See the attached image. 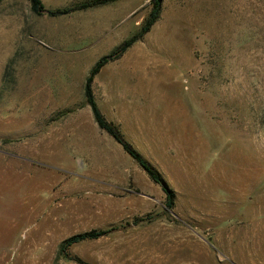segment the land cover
I'll return each instance as SVG.
<instances>
[{
  "label": "rangeland",
  "instance_id": "374dc122",
  "mask_svg": "<svg viewBox=\"0 0 264 264\" xmlns=\"http://www.w3.org/2000/svg\"><path fill=\"white\" fill-rule=\"evenodd\" d=\"M90 0H41L46 10ZM151 0L51 17L0 0V264H264V0ZM98 42V47L94 43ZM136 219H144L135 224Z\"/></svg>",
  "mask_w": 264,
  "mask_h": 264
},
{
  "label": "trees",
  "instance_id": "16d2710c",
  "mask_svg": "<svg viewBox=\"0 0 264 264\" xmlns=\"http://www.w3.org/2000/svg\"><path fill=\"white\" fill-rule=\"evenodd\" d=\"M118 0H90L86 1L82 4L73 6L71 8H65V9H57L54 11L46 10L41 2V0H29L30 3V9L31 11L36 15H41L43 13L51 16H62L66 15L70 12L75 11H82V10H88L100 6H105L108 4H111L113 2H116ZM152 1V9L147 17V19L144 21L142 27L140 30L134 34L132 37L124 41L119 48L111 53L110 55L101 58L98 60L92 69L89 72L88 77L85 80L84 85V97L86 100V103L88 107L91 110L94 122L98 126L99 129L103 130L107 135H109L121 148L124 150L126 154H128L143 170L147 173L149 178L157 185H159L165 194V206L168 210H172L174 208V195L172 191L166 186L162 178L160 177L159 173L153 169L138 153V151L129 144L122 136L120 131L115 127V125L111 122H108L103 115L101 114L94 95L92 91V82L93 78L100 72V70L108 63L113 60H116L119 58L122 54H124L129 48H131L136 42L141 40L144 35H146L151 27L155 24V22L159 18L160 9H161V0H151ZM144 219H136L134 221L135 224H138L139 222H142ZM110 232L109 230H91L88 232H84L81 234H77L74 236H71L67 240H65L59 247V254L61 256H64L65 258L70 259L71 261H74L77 264H87L81 261L80 259L76 257H71L68 253L69 248L77 243L88 241V240H98L102 237L107 236Z\"/></svg>",
  "mask_w": 264,
  "mask_h": 264
},
{
  "label": "crops",
  "instance_id": "0c3cea01",
  "mask_svg": "<svg viewBox=\"0 0 264 264\" xmlns=\"http://www.w3.org/2000/svg\"><path fill=\"white\" fill-rule=\"evenodd\" d=\"M119 1H122V0H118V1H116V2H113V3H111V4H114V3H118ZM111 4H108V5H111ZM108 5H105V6H108ZM101 7H104V6H101ZM126 41V40H125ZM94 47H98V42L97 43H94V45H93ZM106 237V236H105ZM102 238H104V237H102ZM101 239V238H100ZM99 240V239H98ZM88 241H94V240H88ZM83 242H85V241H83ZM80 243H82V242H80ZM77 244H79V243H77ZM74 245H76V244H74ZM73 246V245H72Z\"/></svg>",
  "mask_w": 264,
  "mask_h": 264
}]
</instances>
